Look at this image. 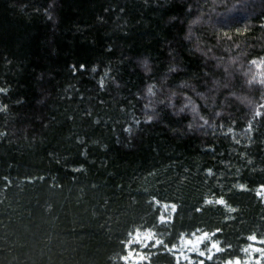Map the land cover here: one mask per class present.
<instances>
[{"label":"trees","instance_id":"1","mask_svg":"<svg viewBox=\"0 0 264 264\" xmlns=\"http://www.w3.org/2000/svg\"><path fill=\"white\" fill-rule=\"evenodd\" d=\"M0 89V264H264V0H0Z\"/></svg>","mask_w":264,"mask_h":264},{"label":"rangeland","instance_id":"2","mask_svg":"<svg viewBox=\"0 0 264 264\" xmlns=\"http://www.w3.org/2000/svg\"><path fill=\"white\" fill-rule=\"evenodd\" d=\"M165 207V206H163ZM208 238L206 232H194L189 236H182L179 244L172 248L177 260L185 261L187 264L191 261L190 255L195 253L205 256L202 244ZM158 241H155L153 235L149 231L135 232L129 238L126 246L125 261L127 264H134L135 261L142 259L145 256L144 249L154 246ZM212 253L209 249L208 256Z\"/></svg>","mask_w":264,"mask_h":264},{"label":"snow or ice","instance_id":"3","mask_svg":"<svg viewBox=\"0 0 264 264\" xmlns=\"http://www.w3.org/2000/svg\"><path fill=\"white\" fill-rule=\"evenodd\" d=\"M81 67H83V66H81ZM0 91H3V89H0ZM149 91H151V89H149ZM149 119H151V117ZM209 174H211V172H209ZM241 187H243V186H241ZM209 203H211V201H209ZM217 203L223 204L224 201L223 200H220V201H217ZM249 239L255 240L256 238H255V236H252V237H249ZM201 255H203V253H201Z\"/></svg>","mask_w":264,"mask_h":264}]
</instances>
